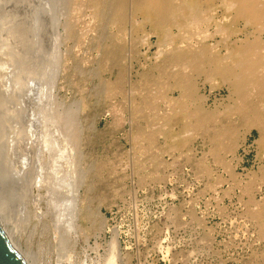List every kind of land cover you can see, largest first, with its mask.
Masks as SVG:
<instances>
[{
    "label": "rangeland",
    "instance_id": "obj_1",
    "mask_svg": "<svg viewBox=\"0 0 264 264\" xmlns=\"http://www.w3.org/2000/svg\"><path fill=\"white\" fill-rule=\"evenodd\" d=\"M74 1L0 0V202L6 196L10 220L23 209L46 208V192L39 183L48 165L41 147L43 128L50 130L52 124L56 129L68 113L64 116L80 133L85 187L92 188L82 193L86 191L91 208L99 209L118 233L120 252L130 264H264V238L258 234L264 214L261 221L248 217L256 208L252 201L264 193V184L254 177L261 163L254 145L258 134L251 131L237 157L228 149V133L238 115L224 111L231 102L227 88L210 90L207 84L201 89L206 108L217 114L211 125L194 130L175 123L171 140L155 133L150 141V126L163 123L170 109L167 99L177 96L163 83L152 87L144 79L156 63L158 37L147 35L149 27L131 29L130 19L120 37L106 13L92 17L84 0ZM203 1L210 8L211 32L219 24L232 32L230 41L253 32L243 21L233 20L223 0ZM174 32L184 41V34ZM137 37L144 43L135 42ZM220 40L215 36L206 42ZM226 49L221 46L219 51L225 54ZM161 74L151 72L152 78ZM153 95L160 97L151 113ZM218 132L224 135L217 138ZM216 145L217 155L212 153ZM239 157L243 160L238 164ZM247 185L254 189L243 194L241 187ZM12 197L15 203L9 201ZM8 220L2 219L5 231L12 229L26 260L29 252ZM108 235L102 233L100 263Z\"/></svg>",
    "mask_w": 264,
    "mask_h": 264
},
{
    "label": "bare ground",
    "instance_id": "obj_2",
    "mask_svg": "<svg viewBox=\"0 0 264 264\" xmlns=\"http://www.w3.org/2000/svg\"><path fill=\"white\" fill-rule=\"evenodd\" d=\"M84 2L87 10L92 11L88 12L92 13V17L99 13H106L108 24L111 28H116V34H120L118 35L120 37L123 32L125 33V23L128 19L132 23L131 29L149 27L150 31H147V35L154 34L158 37L156 63L152 65V70L144 75V79L150 81L152 87L163 83L169 92H177V96L167 99L170 109L167 115L163 116L164 121L158 128L150 126L148 139L151 141L156 134H164L167 140H171L173 137L170 130L175 123H181L183 128L194 130L211 125L217 114L215 109L206 108L207 96L201 93V89H204L207 84L210 90L225 86L230 94L231 102L225 106L224 111L238 115L236 125L228 133L230 137L228 149L232 150V154L237 157V150L246 144L251 131L256 130L258 137L254 140V145L257 158L261 160V163L254 177L264 184V0H223L226 10L232 13L233 20L243 21L245 27H251L253 30L250 35H245L244 39L234 41L229 40L232 32L219 24L215 25L212 32L210 31V8L203 0H84ZM175 30L184 34V41H178L180 36H175L177 35ZM215 36H220L221 40L213 44L206 42L207 39H213ZM135 42L144 43V38L137 37ZM221 46L227 48L225 54L220 53ZM96 52L98 53L97 49ZM153 70L161 71V76L152 78ZM155 95L149 102L151 113L156 110L153 106L155 98L160 97ZM69 114L71 117V113ZM62 116L54 125L56 126L54 130L51 129L52 124H50V130L46 128L50 121L43 125L46 127L43 128L44 142L41 141L44 146L41 147L47 152L46 164L48 165L45 171L44 165L41 166L45 177L43 176L44 180H40L39 183H42L41 186L46 192V208L23 209L24 211L15 212L13 218L10 214L12 218L10 220L6 200H3L6 196H1L3 199L0 202L2 210H0L2 212L0 224L13 247L23 257L14 243L12 229L5 231L2 224V219L10 220L8 221L12 224L15 235L22 240L25 249L29 252L28 259L25 260L23 257L27 264H130L128 255L120 252L118 233L108 227L99 209L91 208L92 201L85 195L86 191L89 192L92 188L85 187L86 176L81 169L80 133L73 129L74 121ZM223 135L218 132L216 137ZM216 148L218 145L212 149L215 155H217ZM148 160L152 161L151 156ZM242 160L241 157L237 158L238 164ZM39 161L37 163H40ZM40 165L37 164L38 167ZM36 169L39 168L36 167ZM200 176L204 177V175ZM35 177L37 178V175ZM35 177L33 179L37 181ZM233 177L234 175L231 179ZM92 186L94 187V184ZM84 188L86 191L83 194ZM251 188V185L243 186L241 192L246 194L251 191ZM15 200L9 201L15 203ZM252 203L256 208L248 217L256 221L263 220L264 193L261 194L259 201L253 200ZM259 227V237L264 238V225ZM89 230L93 232L92 235L86 234V231L90 232ZM100 232L105 236L110 235L107 242L108 250H105L101 263L98 259L104 237ZM90 240H93V244H90ZM92 254L94 257L91 258Z\"/></svg>",
    "mask_w": 264,
    "mask_h": 264
},
{
    "label": "water",
    "instance_id": "obj_3",
    "mask_svg": "<svg viewBox=\"0 0 264 264\" xmlns=\"http://www.w3.org/2000/svg\"><path fill=\"white\" fill-rule=\"evenodd\" d=\"M0 264H27L13 247L0 224Z\"/></svg>",
    "mask_w": 264,
    "mask_h": 264
}]
</instances>
